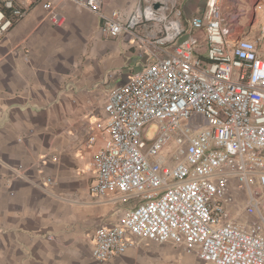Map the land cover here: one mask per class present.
<instances>
[{
    "label": "built area",
    "instance_id": "obj_1",
    "mask_svg": "<svg viewBox=\"0 0 264 264\" xmlns=\"http://www.w3.org/2000/svg\"><path fill=\"white\" fill-rule=\"evenodd\" d=\"M66 1L95 14L104 37H124L146 58L108 96V135L90 189L140 204L96 229L94 259L108 262L150 241L210 264H264V29L257 40L233 39L220 0H206L204 14L187 24L180 0H141L133 12L107 11L104 0ZM32 2L64 23L48 0ZM27 13L0 0V38Z\"/></svg>",
    "mask_w": 264,
    "mask_h": 264
},
{
    "label": "crops",
    "instance_id": "obj_2",
    "mask_svg": "<svg viewBox=\"0 0 264 264\" xmlns=\"http://www.w3.org/2000/svg\"><path fill=\"white\" fill-rule=\"evenodd\" d=\"M15 1L28 13L0 38V264H210L150 241L108 262L94 259L96 229L140 204L120 193L93 197L90 189L108 135V96L146 58L136 43L104 37L100 19L71 2L48 0L65 17L55 25L42 3ZM140 3L104 0L107 11L133 12ZM180 7L187 24L204 14L206 0ZM220 7L233 39L260 37L264 0H220Z\"/></svg>",
    "mask_w": 264,
    "mask_h": 264
},
{
    "label": "rangeland",
    "instance_id": "obj_3",
    "mask_svg": "<svg viewBox=\"0 0 264 264\" xmlns=\"http://www.w3.org/2000/svg\"><path fill=\"white\" fill-rule=\"evenodd\" d=\"M237 194L239 195V193H237ZM244 198H245L244 196H241V201L242 200L244 201ZM241 201H240V203H242Z\"/></svg>",
    "mask_w": 264,
    "mask_h": 264
},
{
    "label": "water",
    "instance_id": "obj_4",
    "mask_svg": "<svg viewBox=\"0 0 264 264\" xmlns=\"http://www.w3.org/2000/svg\"><path fill=\"white\" fill-rule=\"evenodd\" d=\"M159 6L158 5H156V8H158Z\"/></svg>",
    "mask_w": 264,
    "mask_h": 264
}]
</instances>
